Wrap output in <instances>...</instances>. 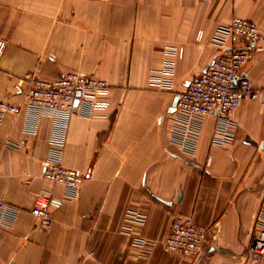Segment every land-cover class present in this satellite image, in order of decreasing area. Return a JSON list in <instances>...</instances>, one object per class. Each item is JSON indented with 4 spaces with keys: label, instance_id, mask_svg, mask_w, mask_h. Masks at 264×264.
<instances>
[{
    "label": "crops",
    "instance_id": "crops-1",
    "mask_svg": "<svg viewBox=\"0 0 264 264\" xmlns=\"http://www.w3.org/2000/svg\"><path fill=\"white\" fill-rule=\"evenodd\" d=\"M233 15L264 30V0H0V99L19 107L0 116V264H254L264 101L233 109V140L222 145L211 141L216 115L200 117L184 140L170 110L215 56L213 37ZM168 61L171 73L162 75ZM71 70L109 86L90 113L67 117L60 159L84 179L65 198L41 174L53 116L28 108L24 91L28 74L51 80ZM241 72L264 92V46L248 51ZM43 190L53 199L49 227L30 212ZM129 209L144 222L129 224ZM175 215L205 231L200 259L164 249Z\"/></svg>",
    "mask_w": 264,
    "mask_h": 264
},
{
    "label": "built area",
    "instance_id": "built-area-1",
    "mask_svg": "<svg viewBox=\"0 0 264 264\" xmlns=\"http://www.w3.org/2000/svg\"><path fill=\"white\" fill-rule=\"evenodd\" d=\"M213 41L217 52L211 59L212 62L194 74L178 93L173 109L177 124L174 131L184 140L191 139L195 123L200 117L214 114L218 119L213 128L212 143L230 144L235 126L231 117L233 109L243 99H257L262 103L264 101L263 90L255 86L248 75L241 72L247 61L248 51L256 46H264V30L251 19L233 15L227 23L219 25ZM5 46L6 40L0 37V53ZM169 50L172 51L173 48ZM178 51L181 52V47ZM171 69V63L166 62L161 70L162 75L171 73ZM162 75H158V78H161L160 83H168L169 78ZM27 78L29 84L24 91L27 107L53 116V149L42 161V177L52 185H61L65 198H74L78 195L84 174L65 166L60 159L67 117L73 111L90 113L97 98L107 91L108 82L75 70L66 71L51 80L29 74ZM18 109L16 104L0 99V116L5 112H16ZM260 197V206L248 244L250 260L254 264L264 256V181ZM52 201L51 192L43 190L36 195L30 208V212L39 219L42 227H49L52 222ZM5 209L6 204L0 197V213ZM125 218L132 225L144 222L145 215L129 209ZM129 224L125 225L126 229L130 228ZM205 241V231L190 217L175 215L163 240V247L167 251L200 259L206 252ZM135 243L143 246L146 239L138 237Z\"/></svg>",
    "mask_w": 264,
    "mask_h": 264
},
{
    "label": "water",
    "instance_id": "water-1",
    "mask_svg": "<svg viewBox=\"0 0 264 264\" xmlns=\"http://www.w3.org/2000/svg\"><path fill=\"white\" fill-rule=\"evenodd\" d=\"M211 62H212V61H210V63H211ZM204 69H205V68H204ZM235 79H236V77L234 78V80H233V82H232L233 85H234V83H235ZM188 82H189V79H187V80L184 82V84H183V86L181 87V89H182L185 85H187ZM181 89H179V90L174 94V97H173V100H172V103H171V109H170V110H173V109H174V105H175V103H176V101H177V98H178V93H179V91H180Z\"/></svg>",
    "mask_w": 264,
    "mask_h": 264
}]
</instances>
